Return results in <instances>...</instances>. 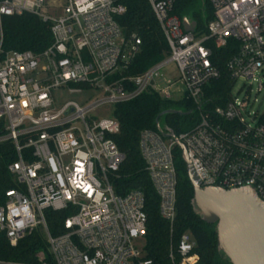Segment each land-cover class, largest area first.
Segmentation results:
<instances>
[{
  "label": "built area",
  "instance_id": "built-area-1",
  "mask_svg": "<svg viewBox=\"0 0 264 264\" xmlns=\"http://www.w3.org/2000/svg\"><path fill=\"white\" fill-rule=\"evenodd\" d=\"M204 1L214 18L206 32L192 33L175 14L177 0H149L170 54L135 76L129 69L141 40L125 35L117 19L126 8L114 0L0 1V19L37 16L53 38L43 53L9 51L0 57V144L10 142L15 148L9 172L17 185L0 207V233L12 247L40 229L52 261L44 257L38 264H154L145 257V243L137 245L148 230L144 194H119L113 184L125 162L114 140L121 126L113 112L149 93L173 101L178 82L186 88L182 100L198 114L191 129L175 134L198 182L225 191L250 188L264 202V110L254 111L251 100L254 84L259 93L264 91V0ZM1 47L2 40L0 54ZM218 51L232 54L225 64L228 92L215 104L209 92L222 79ZM169 64L178 72L173 81L161 76ZM239 81L244 84L233 94ZM62 89L94 97L85 105L67 102L55 109L54 92ZM178 141L158 130L140 134L159 214L172 233ZM48 211L68 213L63 233L50 232ZM197 247L193 235L184 233L176 244L172 241L171 263L199 264Z\"/></svg>",
  "mask_w": 264,
  "mask_h": 264
},
{
  "label": "trees",
  "instance_id": "trees-1",
  "mask_svg": "<svg viewBox=\"0 0 264 264\" xmlns=\"http://www.w3.org/2000/svg\"><path fill=\"white\" fill-rule=\"evenodd\" d=\"M4 1V0H0ZM126 8V13L117 20L127 37L136 34L141 40L140 53L129 69V75L142 74L149 68L169 57L170 50L165 35L155 18L149 0H114ZM201 4L206 9L205 15L200 16L196 11ZM175 14L183 21L185 19L197 24L199 33L206 32L207 25L213 20L211 6L204 0H177ZM2 54L9 51H31L43 53L53 41L48 24L37 16H2L0 19V43ZM219 68L222 79L213 83L209 97L213 103H220L228 92L229 75L225 64L231 57L230 51H218ZM169 110L184 114L166 115L160 119L161 124L171 129L176 135L191 129L198 120V114L193 104L187 100L167 101L157 94H144L114 108L113 116L120 123L121 130L114 137L115 143L125 155V162L113 184L119 194L137 190L141 191L146 200L148 217L147 235L144 240V253L154 264H172L169 250L172 241L176 244L184 233H191L197 241L199 264H229L218 251V239L215 225L204 223L194 212L192 199L193 188L187 177L186 164L182 151L176 148V166L178 171L177 217L173 233L169 223L159 214L160 199L150 181L146 165L140 151V134L144 130L157 131L158 117ZM16 160L15 148L10 142L0 144V207L5 204L6 192L16 188L9 166ZM50 232L53 235L63 233V224L68 217L66 212L46 213ZM44 253L48 262L51 256L48 243L40 229L27 235L16 247H12L3 233H0V264H38V255Z\"/></svg>",
  "mask_w": 264,
  "mask_h": 264
},
{
  "label": "water",
  "instance_id": "water-1",
  "mask_svg": "<svg viewBox=\"0 0 264 264\" xmlns=\"http://www.w3.org/2000/svg\"><path fill=\"white\" fill-rule=\"evenodd\" d=\"M183 27L193 33L197 24L185 19ZM175 114L184 113L175 110L162 113L157 119V128L164 138L178 141L175 133L162 128L160 123L163 116ZM178 147L194 191L193 210L204 223L216 226L220 255L229 264H264V202L250 188L225 191L202 187L193 172L186 147L180 141Z\"/></svg>",
  "mask_w": 264,
  "mask_h": 264
},
{
  "label": "rangeland",
  "instance_id": "rangeland-1",
  "mask_svg": "<svg viewBox=\"0 0 264 264\" xmlns=\"http://www.w3.org/2000/svg\"><path fill=\"white\" fill-rule=\"evenodd\" d=\"M56 1H60V0H47V2L50 4L56 2ZM196 11L199 13L200 16H203L206 14L207 9L199 4L197 6ZM199 33V32H198ZM263 75H264V70H263ZM162 79H166V80H170L173 81L174 79H176L178 77V72L176 69V66L174 64H169L167 65L161 73ZM158 84L160 83V85L162 86L163 83L162 81L159 79L157 80ZM243 81H239V83L236 85V87L234 88L233 94L234 93H238L239 89L241 88V86L243 85ZM258 84H254V86L252 87L253 89V93L251 94V100L254 104V106L252 107V109L254 111H259V112H263L264 110V91H262L261 93L258 92ZM185 85L181 82H178L175 84L174 89L171 93V97L173 101H180L184 98L185 96ZM246 89H243L242 92L240 93V97H243L245 95ZM94 94L91 92H86V93H81V94H72L69 92L68 89H62V90H58L56 92H54V98H55V109H60L62 108L67 102H76L80 105H85L87 99L89 98H93ZM256 101V102H254ZM144 244V241L142 240H138L137 241V245L138 246H142ZM45 257L44 253H40L38 255V259L39 262L41 260H43Z\"/></svg>",
  "mask_w": 264,
  "mask_h": 264
}]
</instances>
